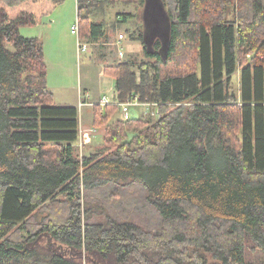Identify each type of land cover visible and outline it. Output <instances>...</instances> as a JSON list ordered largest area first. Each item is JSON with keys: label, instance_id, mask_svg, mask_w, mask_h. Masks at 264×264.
<instances>
[{"label": "trees", "instance_id": "16d2710c", "mask_svg": "<svg viewBox=\"0 0 264 264\" xmlns=\"http://www.w3.org/2000/svg\"><path fill=\"white\" fill-rule=\"evenodd\" d=\"M161 1L167 40L150 48L144 24L148 59L103 68L115 101L139 96L155 115L95 104L116 148L82 156L80 108L54 103L43 44L20 32L36 14L0 6V264H264L245 254L264 252V0ZM109 4L78 0L83 40L106 35L94 18ZM108 185L139 186L157 228L142 211L83 207V191ZM61 195L66 217L41 216Z\"/></svg>", "mask_w": 264, "mask_h": 264}, {"label": "rangeland", "instance_id": "374dc122", "mask_svg": "<svg viewBox=\"0 0 264 264\" xmlns=\"http://www.w3.org/2000/svg\"><path fill=\"white\" fill-rule=\"evenodd\" d=\"M0 6L6 7L11 17H17L25 10L36 14L38 22L34 25H21L20 32L26 37H38L43 44L45 60L48 65V84L54 92L55 104L74 105L73 103L79 102V106L82 93L80 89L89 92L91 95L89 98L94 97L95 99V97L105 94L115 102L113 83H105L102 92H100V78L107 76L103 70L106 63H118L131 57L137 61L148 59L143 43L137 38L142 30L140 28H143L144 24L148 26V30H145L146 40L152 39L148 43L150 48L153 47L154 38L158 37L166 41L169 35V33L167 34L169 20L161 0H110L105 13H98L94 18L97 21L105 22L106 35L96 43L89 42L88 48L81 52H78L77 34L71 31L72 25L79 19L78 0H24L14 6H8L3 0H0ZM125 12L133 13L134 17H129L128 22H119L118 20L124 17ZM157 25H159V30L156 31ZM120 33H124L126 37L117 44ZM133 33L136 38L132 37ZM120 47L124 51L123 56L118 54ZM187 50L182 46L179 49L178 58L187 56ZM236 82L237 79L234 77L235 85ZM78 97L79 101H77ZM156 111L155 105H132L130 117L155 115ZM119 115H122V112L119 111ZM83 116L86 125L84 124L82 130L80 126L83 139L81 140L80 136L78 154L82 156L90 152L107 153L115 149L116 145L108 142L105 138L106 130L104 135L103 131L98 133L96 130H92L93 111L91 106L84 108ZM84 133H89L88 141H85ZM94 134L97 136L94 137ZM143 194L139 186L118 188L108 185L93 189L87 194L86 191H83L81 202L85 208L89 206L99 211L101 206L103 210L128 219L142 220L138 217V213L142 211L149 220L146 225L155 229L157 228V218L152 209L149 210L146 206H141ZM60 198L61 203L57 207L53 205L54 208H46L41 216L52 213L54 217H66L67 210L60 211L63 207H68L63 202L66 196L61 195ZM96 217L97 219L102 218L100 213H96ZM245 254L246 259L250 262H264V252L251 242H247Z\"/></svg>", "mask_w": 264, "mask_h": 264}, {"label": "built area", "instance_id": "2783aa9c", "mask_svg": "<svg viewBox=\"0 0 264 264\" xmlns=\"http://www.w3.org/2000/svg\"><path fill=\"white\" fill-rule=\"evenodd\" d=\"M79 19L77 20V22L72 25L71 27V31L72 33L77 34V42H78V51L81 52L82 50H86L88 48V43L87 41L83 40L80 37V27H79ZM126 37V35L124 33H120L119 34V38L117 40V44H119L122 39H124ZM119 54L121 56L124 55V51L122 49L119 50ZM86 95V94H84ZM83 93H81L80 95V104L79 107L81 108L83 105L88 104L89 102L87 101L88 97L84 98ZM103 107L108 105V104H118L120 106L122 115L124 116V118H129L130 117V107L132 105H156V103H151V102H144L141 101L139 96H136L135 98H128L126 101L123 102H117V101H113L111 99H109L106 95H103L100 102H99ZM85 136V141H88L90 139V135L89 133H84Z\"/></svg>", "mask_w": 264, "mask_h": 264}, {"label": "crops", "instance_id": "0c3cea01", "mask_svg": "<svg viewBox=\"0 0 264 264\" xmlns=\"http://www.w3.org/2000/svg\"><path fill=\"white\" fill-rule=\"evenodd\" d=\"M126 22H128V21H126ZM118 40V39H117ZM136 42V41H135ZM78 43V42H77ZM120 49H121V47H120ZM79 52V51H78ZM118 54H119V51H118ZM120 55V54H119ZM108 64H115V63H113V62H111V63H106V65H108ZM101 85H100V92H102V87L105 85V83L106 84H109V83H113V85H114V78L113 77H111V76H102L101 78ZM80 91L83 93V95L84 94H86V95H84V98L85 97H88V99H87V101L89 102L88 104H85V105H83L81 108H80V126H81V130H82V128H84V124L86 125V121H85V119H84V116H83V111H84V108L85 107H87V106H91L92 107V111H93V118H94V105L95 104H99V102H100V100H101V98H102V96L103 95H99V96H97V97H95V99H94V97L93 98H89V97H91V95L89 94V92H85V91H83L82 89H80ZM80 91H79V93H80ZM92 92V91H91ZM95 92V91H94ZM79 93H78V95H79ZM105 95V94H104ZM77 101H79V97L77 98ZM78 103L79 102H77V103H73L74 105H78ZM82 108H83V110H82ZM90 121V120H89ZM92 122V130L94 131V130H96L98 133L99 132H102L103 131V135H104V133H105V128H99V127H95V126H93V120L91 121ZM90 127V128H91ZM81 130H80V133H81ZM102 135V136H103ZM81 136V135H80ZM94 137H96L97 135L96 134H94L93 135ZM83 139V134H82V136H81V140ZM80 140V141H81Z\"/></svg>", "mask_w": 264, "mask_h": 264}, {"label": "water", "instance_id": "95a60500", "mask_svg": "<svg viewBox=\"0 0 264 264\" xmlns=\"http://www.w3.org/2000/svg\"><path fill=\"white\" fill-rule=\"evenodd\" d=\"M155 30L157 31V30H159V25H157L156 27H155ZM148 41V43L151 41V39H149V40H147Z\"/></svg>", "mask_w": 264, "mask_h": 264}]
</instances>
